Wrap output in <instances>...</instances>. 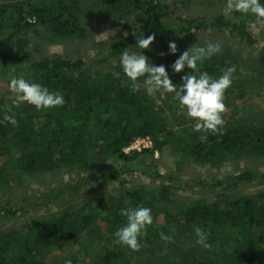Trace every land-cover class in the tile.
<instances>
[{
  "label": "trees",
  "instance_id": "trees-1",
  "mask_svg": "<svg viewBox=\"0 0 264 264\" xmlns=\"http://www.w3.org/2000/svg\"><path fill=\"white\" fill-rule=\"evenodd\" d=\"M12 1V5L0 3V83L5 86L0 90V119L15 99V94L8 89L10 74L23 75L30 82L40 83L50 91H59L65 103L40 111L26 102L12 108L8 114L15 116L17 125L0 124V140H7L5 153L0 152V157L6 161L0 166L1 172L9 175L10 170L17 169L33 175L55 169H71L77 174L92 164L91 159L110 157L115 159L114 164L107 165L98 175L85 180L109 181L120 177V183L125 184L128 181L121 176L135 171L161 178L156 163L143 160L160 152L170 142L186 152L191 160L201 163L222 162L230 155L238 156L243 152L264 156V125H246L237 117L241 108L235 105V101L241 100L243 94L256 85L249 75L238 76V71L234 72L232 85L225 92L227 118L224 132L222 135L208 134L207 140L201 142L198 137L202 133L192 131V121L184 127L177 125L180 121L171 111L169 103L175 102L173 93H167L163 103L151 101L143 90L138 93L132 91L131 82L123 75L121 66L105 73L87 72L80 68V59L71 61L59 56L34 59L24 50L35 23L49 33L84 37L79 20L80 0H40L39 4L34 0ZM107 1V14L112 25L119 23L121 13L142 11L140 18L107 46L105 59L116 58L135 45L141 35H153L152 43H158L200 28L227 31L248 46L256 43L248 30L249 24L255 20L252 15L232 10L211 18L191 19L167 15L164 0ZM32 17L35 23L29 22ZM260 61L264 65V56ZM173 62L161 64L165 65L173 83H179L184 73H173L170 67ZM229 66L230 62L219 54L198 62L201 71H207L214 77ZM117 72L119 77L114 75ZM161 135L165 138L161 139ZM145 136L152 140L150 149L123 151L134 138ZM12 148L16 153L9 162L10 157L6 154ZM257 178L264 181V173L243 170L224 180L199 181L197 184L227 188ZM62 190V187L50 189L41 194L40 199H32L26 208L41 206L52 200L58 201L59 206L65 205L60 198ZM219 197L211 203L191 205L182 218L168 212L163 213V218L168 223L183 222L194 229L201 227L209 233L208 239L221 241L220 256L205 258L196 264H264V191L254 198L239 195L225 200L222 193ZM129 206V199L124 198L97 209L85 203L77 209L78 213L76 209L66 207L30 225L22 237L0 235V264H46L44 256L51 247L76 238L97 217L114 226L124 223L119 209ZM22 208L18 204L15 211ZM157 214L153 210V221ZM93 264L130 263L121 251L113 249L103 250Z\"/></svg>",
  "mask_w": 264,
  "mask_h": 264
},
{
  "label": "rangeland",
  "instance_id": "rangeland-1",
  "mask_svg": "<svg viewBox=\"0 0 264 264\" xmlns=\"http://www.w3.org/2000/svg\"><path fill=\"white\" fill-rule=\"evenodd\" d=\"M36 4L40 0L33 1ZM0 3L12 5V0H0ZM233 0H164L165 12L170 16H180L191 19L211 18L226 14L233 10ZM80 27L84 37L71 35H57L46 32L35 23L30 32L25 47L31 58L63 57L71 61L80 59V68L84 71L105 73L120 66V55L116 58H104L107 46L116 37L126 31V27L140 18V12H124L119 16L117 25L111 24L108 16L109 4L107 0H80ZM248 30L256 39V43L248 46L238 41L227 31H217L213 28L193 29L183 36L167 38L158 43H151L146 49H139L135 45L126 49L130 52H142L154 65L170 62L194 43L204 46L208 42H219L223 55L231 66H235L238 76L253 78L256 85L243 94L235 105L241 108L237 116L241 123L246 125H264V65L260 58L264 56V27L249 24ZM176 43L177 52L170 54L168 44ZM164 53V55H161ZM233 61V64H232ZM79 68V69H80ZM79 71V70H76ZM167 71V70H166ZM75 73V72H73ZM143 78H141L142 81ZM0 83V90L4 88ZM144 92V91H142ZM151 101L164 102L166 94L161 98L157 93L148 96ZM171 111L182 125L192 121L178 107V102H169ZM226 113L223 118L226 119ZM164 139V135L160 136ZM7 140H0V152L5 153ZM16 151L9 149L7 154L13 160ZM0 157V166L6 162ZM143 161H154L161 178L153 174L140 171L122 175L128 181L120 183V177L112 180L86 181V178L96 176L107 165L115 163L110 157L91 159V165L78 171L71 169H55L49 172H39L33 175L22 173L19 170H10L9 175L0 171V235L22 237L30 225L56 214L63 208L76 209V213L84 204L96 209L99 206L110 204L118 199L128 198L130 206L143 205L157 211V218L147 226L145 234L139 237L141 247L139 251H132L126 246L114 243L112 233L126 222L114 226L96 218L85 232L76 238L68 240L58 247H51L44 256L46 264H65L71 260L72 264H93L103 250H119L129 260L130 264H196L205 258L220 256L221 241L208 239L211 247L205 249L197 244L195 229L183 222H166L163 213L182 218L184 211L195 203H211L219 199V193L225 200L239 195L247 197L259 196L264 191V181L252 179L240 183L237 187L222 188L215 185L197 184L199 181L224 180L227 177L243 171L264 173V156L252 152H243L240 155H230L225 161L208 164L191 160L188 154L172 143H168L160 152ZM62 187L61 200L65 205L59 206L58 201H50L41 206H31L32 199H40L41 194L50 189ZM7 201H9L7 203ZM7 203V204H6ZM18 204L23 208L15 211ZM10 208L9 211H7ZM5 209V211L3 210ZM153 217V216H152ZM156 227V229L154 228ZM171 237V242L160 239V233Z\"/></svg>",
  "mask_w": 264,
  "mask_h": 264
},
{
  "label": "clouds",
  "instance_id": "clouds-1",
  "mask_svg": "<svg viewBox=\"0 0 264 264\" xmlns=\"http://www.w3.org/2000/svg\"><path fill=\"white\" fill-rule=\"evenodd\" d=\"M234 11L243 15H252L255 20L252 26L264 25V0H233ZM127 35V33H125ZM153 35L136 39L139 49H146L154 40ZM170 54L177 52L176 43L168 44ZM222 52L219 42H208L204 46L196 43L184 50L170 65L173 73L184 74L180 76L179 83H173L165 65H154L142 52H130L125 50L120 53L119 64L123 75L131 82L133 92L144 91L148 96L160 94L161 98L167 93H173V99L178 102V107L187 117L192 119V131L202 133L198 138L204 142L208 134L222 135L226 124L223 113L227 111L224 103L225 92L232 85L235 66H229L221 70L217 77L209 75L207 71L198 68V62L202 63L214 55ZM164 55V53H161ZM191 69L192 71H186ZM119 77L120 73H114ZM141 78L142 81H141ZM8 89L15 94L11 106L4 112L0 124L7 122L17 125L15 116L9 115L12 108L19 107L22 103L33 105L37 111L47 110L62 106L65 103L64 96L59 91H50L48 87L30 82L23 75H11L8 79ZM119 214L126 218V222L118 227L114 233V243L126 246L132 251H139L141 243L139 237L145 234L147 226L153 223L152 209L143 205L129 206L119 209ZM197 244L207 249L211 247L208 242L209 233L201 227L195 228ZM160 239L171 242V237L160 233ZM65 264H72L66 260Z\"/></svg>",
  "mask_w": 264,
  "mask_h": 264
},
{
  "label": "built area",
  "instance_id": "built-area-1",
  "mask_svg": "<svg viewBox=\"0 0 264 264\" xmlns=\"http://www.w3.org/2000/svg\"><path fill=\"white\" fill-rule=\"evenodd\" d=\"M29 22L35 23L34 17L28 19ZM152 147V140L150 137H136L132 140V142L123 148V151L129 153L130 151H141L143 149H150Z\"/></svg>",
  "mask_w": 264,
  "mask_h": 264
}]
</instances>
